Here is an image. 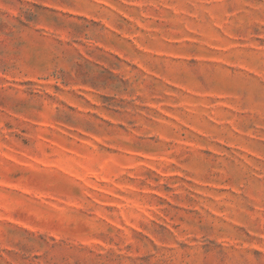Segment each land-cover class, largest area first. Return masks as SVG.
Instances as JSON below:
<instances>
[{"label":"rangeland","instance_id":"rangeland-1","mask_svg":"<svg viewBox=\"0 0 264 264\" xmlns=\"http://www.w3.org/2000/svg\"><path fill=\"white\" fill-rule=\"evenodd\" d=\"M0 264H264V0H0Z\"/></svg>","mask_w":264,"mask_h":264}]
</instances>
